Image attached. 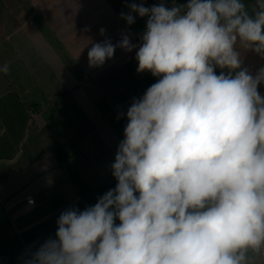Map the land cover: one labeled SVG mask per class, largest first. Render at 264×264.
Instances as JSON below:
<instances>
[{
	"label": "clouds",
	"instance_id": "1",
	"mask_svg": "<svg viewBox=\"0 0 264 264\" xmlns=\"http://www.w3.org/2000/svg\"><path fill=\"white\" fill-rule=\"evenodd\" d=\"M127 6L129 25L133 13L148 17L137 72L160 78L127 109L116 187L62 212L56 238L25 264H255L264 255V66L250 72L242 51L264 58V0L251 12L244 0ZM117 47L137 45L128 35L93 43L90 65Z\"/></svg>",
	"mask_w": 264,
	"mask_h": 264
},
{
	"label": "crops",
	"instance_id": "2",
	"mask_svg": "<svg viewBox=\"0 0 264 264\" xmlns=\"http://www.w3.org/2000/svg\"><path fill=\"white\" fill-rule=\"evenodd\" d=\"M6 1L0 0V65L9 63L12 71L8 74L0 73V264H25L31 253L46 240L56 238L57 220L62 212L70 208L83 211L93 206L89 199L92 194L88 195L89 182L82 180L86 194H81L67 171L68 161L64 158L60 160L58 152L63 156V151H58L45 136L47 120L58 115L57 102L60 97L63 99L60 112L66 108V116L69 115V110L72 117L84 114L92 124L94 132L100 129L94 118L101 117L107 121L98 108V111L92 110L89 114L77 99H64L77 84L75 74L68 65L72 61L67 56L64 57V51L78 57L83 65L89 61L85 56H88L92 44L98 43L93 35H88L90 44L79 38L77 32L81 35L94 34L95 28L87 32L79 30L80 23L77 19L81 16L78 14L81 13L91 22L90 27L97 26L94 19L100 18V15L94 14L105 12L107 6L114 10L120 21L123 19L108 0H87L88 5H96L85 6L81 12H71L66 8L75 0H23L27 6L26 12L22 14V24L13 28ZM187 2L188 0H130L128 4L145 3L151 7L163 3L171 8ZM244 2L250 12L255 8L256 0ZM60 9L73 15L63 19L58 28L54 26V13ZM128 11L129 8L122 13L126 14ZM36 15H40L48 26V35L35 23L33 17ZM134 17L135 22L148 19L138 14ZM74 22L76 25L73 26ZM123 23L140 45L141 39L138 35L142 37L146 28L143 29L139 24L134 32L126 21ZM87 24L88 22L85 25ZM96 38L100 40L97 35ZM84 44L88 45L82 49ZM79 46L80 51H75ZM58 47L61 48L63 58L58 53ZM135 55L136 52H132L125 59ZM125 59L115 63H122ZM242 59V66L253 74L264 66V58L251 51H242ZM22 63L33 74V81L22 79ZM42 71H46L45 76L43 73L40 75ZM215 71L220 74L222 71L227 73L228 70L217 67ZM258 88L264 96V84ZM62 89H65L63 93L60 92ZM114 112L120 118L124 117ZM123 122L126 127L128 122ZM107 123L117 135V140H123L118 129L124 133V126L116 129L108 121ZM120 141L110 145L114 155ZM106 190L107 188L102 187L95 194L97 197L103 196ZM28 199H33L34 203L29 204ZM13 231H16L19 238L8 237L14 235L10 234ZM17 246L18 250L15 249ZM255 264H264V255L257 257Z\"/></svg>",
	"mask_w": 264,
	"mask_h": 264
},
{
	"label": "rangeland",
	"instance_id": "3",
	"mask_svg": "<svg viewBox=\"0 0 264 264\" xmlns=\"http://www.w3.org/2000/svg\"><path fill=\"white\" fill-rule=\"evenodd\" d=\"M87 0H75L72 5H67L70 11L81 12L85 6L88 5ZM11 12V27L20 26L22 24V14L26 12L27 3L23 0H7L6 1ZM145 7H148L145 3H142ZM96 5V4H93ZM64 9L57 10L55 12L54 26L61 25L63 19H68L73 14L68 11L62 12ZM129 12V11H128ZM127 12V13H128ZM28 13V11H27ZM126 13V14H127ZM81 18L77 20L80 23L79 30H85L86 32L92 28H95L94 34L79 33V38L90 44V38L88 35H93L97 42H103L104 40H110L113 45H117L123 35H128L132 44L137 45V48L133 51L128 52L120 47H117L114 56L111 59H107L103 65L92 66L89 61L86 64H80L78 57L71 56L68 52L64 51V57L67 56L73 63V67L78 71L80 77L74 75L76 85L64 96L66 100L77 99L81 107L91 114L92 110H97L96 101H105L108 106L116 111L118 114L124 113V120L127 121L126 113L127 109L131 106L133 99L141 98L146 90L154 83L158 81L160 77L153 76L150 72L138 73V61L133 57L125 59L128 54L136 52L139 44L128 32L127 27L123 21L117 18L114 10L107 6L105 12L94 14L95 16L100 15V18L94 19L97 24L95 27H90L91 22L78 14ZM133 15H137L133 13ZM72 22V21H71ZM88 22L87 25H85ZM82 24V25H81ZM76 23H73V26ZM100 29H104V34L101 35ZM78 30V31H79ZM99 36L100 40L96 38ZM88 44H84L82 49L87 47ZM81 46L75 51H80ZM58 53L63 58L61 48L58 47ZM76 57V58H75ZM88 56H85V58ZM122 63H115L124 60ZM63 61V60H62ZM15 64V63H14ZM14 67V66H13ZM12 71V68H10ZM31 72L25 68L22 63V79L26 78L28 81H33L34 76ZM45 76L46 71L40 72ZM62 89L60 92H64ZM261 94V91L258 88ZM72 92V94H71ZM75 103L77 104V102ZM58 115L53 116L50 120H47L46 125V138L54 144L58 151H63L66 157L67 165H71V170L78 171L81 178L89 182V199L94 206L100 197H97L95 193L100 188H107L106 192L113 189V185H117L118 181L112 175L111 165L115 161V155L110 147L113 146L114 142H118L117 135L111 131L110 125L104 118H94L99 123L100 129L97 132L85 129L86 126L82 124L81 120L77 116L72 117L71 110L69 115L66 116L67 109L65 108L60 112V106L63 104L61 97L58 99ZM56 103V104H57ZM55 104V105H56ZM61 114V115H60ZM65 115V116H64ZM128 122V121H127ZM97 123V124H98ZM69 167V166H68ZM120 222L117 219L116 224ZM8 237L19 238L16 231L11 232ZM15 249H19L17 246Z\"/></svg>",
	"mask_w": 264,
	"mask_h": 264
},
{
	"label": "trees",
	"instance_id": "4",
	"mask_svg": "<svg viewBox=\"0 0 264 264\" xmlns=\"http://www.w3.org/2000/svg\"><path fill=\"white\" fill-rule=\"evenodd\" d=\"M128 1L130 0H108V2L114 7L115 11L119 14H121L122 12H124L125 10L128 9ZM35 23L38 25V27L40 29H42V31L48 35V26L46 25V23L44 22V20L42 19V17L40 15H36L33 17ZM141 24V26L143 27V29L146 28V21L142 22H134L133 24L129 25V28L134 32L137 28V26ZM138 38L141 39V36L138 35ZM70 69L72 70V72H74L75 75H77V77H80L82 75H79L78 71L75 69V67H73V63H68ZM96 106L97 108L100 110V112L106 117L107 121L112 125L113 128L118 129L117 127L119 126H124V122L125 121L123 118H119L118 119V115L114 112V110H112L108 104L105 101H96ZM77 107V105H76ZM78 113V112H76ZM82 124H84L85 129H89L90 131H93V126L92 124H90L89 120L86 119L84 114H81L79 116H77ZM125 128V126H124ZM120 129V128H119ZM118 131L120 132V136L122 137V139H124V133L121 132V129ZM58 154H60V160L61 159H66V157L63 155H61V152H58ZM69 166V167H68ZM71 165H67V171L69 173V175L72 177V179L74 180V183L76 184V186H78L79 191L81 192V194H86V191H83V179L81 178L80 174L78 171H74L73 169L71 170Z\"/></svg>",
	"mask_w": 264,
	"mask_h": 264
},
{
	"label": "built area",
	"instance_id": "5",
	"mask_svg": "<svg viewBox=\"0 0 264 264\" xmlns=\"http://www.w3.org/2000/svg\"><path fill=\"white\" fill-rule=\"evenodd\" d=\"M29 200H32L33 201V199H28L27 201H28V203H29ZM30 204V203H29ZM33 204V203H32Z\"/></svg>",
	"mask_w": 264,
	"mask_h": 264
}]
</instances>
